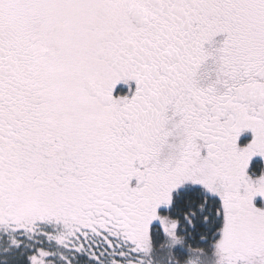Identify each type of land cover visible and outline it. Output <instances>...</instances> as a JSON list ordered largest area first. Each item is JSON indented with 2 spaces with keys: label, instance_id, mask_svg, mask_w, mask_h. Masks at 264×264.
<instances>
[{
  "label": "snow or ice",
  "instance_id": "snow-or-ice-1",
  "mask_svg": "<svg viewBox=\"0 0 264 264\" xmlns=\"http://www.w3.org/2000/svg\"><path fill=\"white\" fill-rule=\"evenodd\" d=\"M0 264H264V0H0Z\"/></svg>",
  "mask_w": 264,
  "mask_h": 264
}]
</instances>
